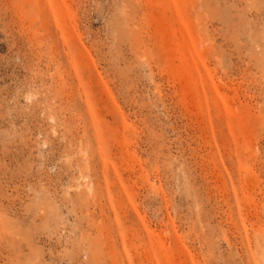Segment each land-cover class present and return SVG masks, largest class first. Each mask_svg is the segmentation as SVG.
Instances as JSON below:
<instances>
[{
  "label": "rangeland",
  "instance_id": "rangeland-1",
  "mask_svg": "<svg viewBox=\"0 0 264 264\" xmlns=\"http://www.w3.org/2000/svg\"><path fill=\"white\" fill-rule=\"evenodd\" d=\"M0 264H264V0H0Z\"/></svg>",
  "mask_w": 264,
  "mask_h": 264
}]
</instances>
